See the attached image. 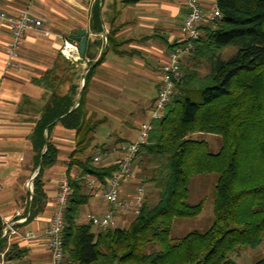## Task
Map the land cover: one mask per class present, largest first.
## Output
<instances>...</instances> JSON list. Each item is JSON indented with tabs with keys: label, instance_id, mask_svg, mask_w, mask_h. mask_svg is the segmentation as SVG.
<instances>
[{
	"label": "trees",
	"instance_id": "obj_1",
	"mask_svg": "<svg viewBox=\"0 0 264 264\" xmlns=\"http://www.w3.org/2000/svg\"><path fill=\"white\" fill-rule=\"evenodd\" d=\"M117 1L126 6L146 0ZM215 4L221 18L214 26L203 28L188 54L206 60L209 72L200 76L196 70H183L176 92L162 117L152 122L147 141L134 158V164L146 168L147 174L139 169L138 175L158 190V199L153 205L144 199L139 213L124 227L94 232L89 221L81 222L80 211L91 191L70 175L75 166L79 175L95 176L105 185L117 169L113 163L94 164L92 151L86 154L87 149L99 152L106 148L95 143L101 120L87 116L84 110L95 65L82 77L79 101L73 108L80 86L78 71L71 69L69 76L70 69L64 73L59 67L37 80L50 94L29 135L35 167L40 169L32 180L26 210L30 219L46 206L43 174L58 156L51 132L57 125L74 131L77 140L65 168L71 193L64 208L62 242L67 258L76 264H237L235 257L241 251L264 241V0H215ZM91 29L101 31L97 4ZM114 40L108 33V44ZM177 44L168 47L171 50ZM228 47H236V51L222 59L221 53ZM194 132L219 135V150L213 153L204 140L190 139L188 135ZM120 142L117 139L114 144ZM202 173L217 175L212 223L204 231L172 238L174 218L193 217L202 209V201H187L190 178ZM1 233L0 225V245ZM19 256L12 244L4 255L5 263ZM251 264H264V256Z\"/></svg>",
	"mask_w": 264,
	"mask_h": 264
},
{
	"label": "crops",
	"instance_id": "obj_2",
	"mask_svg": "<svg viewBox=\"0 0 264 264\" xmlns=\"http://www.w3.org/2000/svg\"><path fill=\"white\" fill-rule=\"evenodd\" d=\"M213 3L215 0H201L205 10ZM95 4L98 5L100 17L99 33L91 29ZM0 9L11 14L26 10L43 22L40 27L24 32L18 57L8 61L5 48L10 35L0 21V225L21 219L14 227L22 234L21 237L5 236L0 251L9 249L13 244L20 254L19 257L8 258L6 264H52L43 231L54 209L58 177L61 172H66L67 153L74 148L76 136L74 131L60 125L51 132L50 138L58 149V156L57 162L43 174L46 206L28 219L26 206L32 192L28 186L32 185L37 168L29 135L50 94V90L37 80L46 71L58 70L59 67L64 68V73L67 68L70 69L69 76L71 69L78 71L81 77L76 104L83 84L82 77L95 65L85 95L84 110L87 116L100 119L99 125L114 120L110 112L129 104L130 101L125 98L129 94L135 96L132 104L142 97L153 103L160 87V66L170 50L168 45L181 40L180 26L186 14V0H146L126 6H121L117 0H0ZM78 29L85 30L87 41L83 55L77 62H72L58 54L64 39ZM108 33L115 39L111 45L107 41ZM188 56H180V65ZM55 77L60 78L57 73ZM129 77H132L131 81ZM69 83L70 79L66 84ZM151 87L155 91H151ZM62 88L58 91H62ZM144 114V109L140 108L138 127L149 117ZM123 126H127V133L130 132L131 125ZM98 134L102 136V133L96 132L95 143H106ZM135 138L114 136L121 142H131ZM135 170L137 178L136 163ZM73 173H78L77 168L71 169L70 175ZM136 183L133 179L124 184L122 196L132 192ZM144 191L146 199L145 188ZM109 208L110 204L104 202L100 194L91 192L87 203L81 208L80 221H86L87 212L103 214ZM16 211L20 215H16ZM130 217L116 211L114 227H120L124 219ZM99 230V227L93 226L94 232Z\"/></svg>",
	"mask_w": 264,
	"mask_h": 264
},
{
	"label": "built area",
	"instance_id": "obj_3",
	"mask_svg": "<svg viewBox=\"0 0 264 264\" xmlns=\"http://www.w3.org/2000/svg\"><path fill=\"white\" fill-rule=\"evenodd\" d=\"M221 18V13L215 3L208 10L202 7L201 0H186V14L180 26L181 40L173 49L169 50L166 60L160 66V87L152 103L151 111L147 120L139 125V132L135 140L131 142H120L106 147L104 150L92 156L94 164H116L117 169L106 180L105 185L92 175H76L74 180H82L94 194H100L104 202L110 204V208L103 214L87 212L86 221L100 229L115 226L116 211L135 216L139 213L145 197L143 178H136L134 158L141 146L146 143L148 131L152 129V122L160 119L163 115L165 105L171 100L176 92V82L183 76L180 66V56L189 54L193 49V43L197 40L204 27L215 23ZM0 21L5 24L9 31L10 41L5 48L8 61L16 59L23 42L24 32L28 29L38 28L43 22L28 11H20L16 14L8 13L0 9ZM60 53L72 62L80 59L78 43L65 38L60 48ZM136 180L132 192L122 196V186L131 180ZM32 190V185L28 186ZM71 193L70 179L65 171L58 177L57 190L54 197V209L50 216L49 224L44 229L47 239V247L51 254L52 264H76L69 260L63 250L62 232L65 226L64 208L68 196ZM16 215H20L16 211ZM21 219L4 222L2 236H18L21 233L14 224ZM32 236V235H26ZM7 249L0 251V264H4V255ZM119 264V263H114Z\"/></svg>",
	"mask_w": 264,
	"mask_h": 264
},
{
	"label": "rangeland",
	"instance_id": "obj_4",
	"mask_svg": "<svg viewBox=\"0 0 264 264\" xmlns=\"http://www.w3.org/2000/svg\"><path fill=\"white\" fill-rule=\"evenodd\" d=\"M236 51V47H228L223 50L221 53L222 59H227L232 54H234ZM185 69H192L196 70L200 76H203L207 74L210 70L209 63L206 60H195L192 59L189 55L184 62H182L181 70ZM130 81L132 80V77H129ZM151 91H155L154 87H151ZM135 97L132 94H129L125 98H127L130 103L124 105V107H120V110H117L113 113L114 120H109L105 122L103 125H98L96 132L102 133L103 140H105L106 143L103 145H114V142H116L117 139H114V136H120L125 137L127 139H134L137 137V134L139 132V127L137 126V121L140 119L138 116L140 112V108L144 109V115L147 117L150 114L152 102L149 100H145L143 97L136 100L133 104L132 98ZM132 108V109H130ZM130 112L132 114H130ZM111 117V116H110ZM123 125H131L129 128L130 132L127 133V126ZM95 132V134H96ZM108 135L105 136L106 133ZM117 134V135H116ZM190 139L194 140H204L207 142L209 150L211 152H217L221 146V138L217 134L212 133H206V132H194L188 135ZM100 138H98L99 140ZM77 140V137H76ZM76 140L74 141V148L76 144ZM98 145V144H97ZM110 145V146H111ZM99 146V145H98ZM109 147V146H108ZM74 148L71 150V152L74 150ZM92 151L91 155H93L96 151L92 149H87L86 154H89ZM67 153V163L69 162V155ZM137 164L138 170L144 175L147 174L146 168H143L142 164ZM141 167H140V166ZM73 170H76V167L74 166L72 168ZM74 172V171H73ZM76 175H79L78 173H73V177ZM217 175L215 173H202L194 175L190 178L189 184H188V199L187 201L190 204H196L200 201L203 202V206L201 211L193 216V217H176L173 219L171 229H170V237L172 238H180L184 235H186L189 232L192 231H204L206 230L212 223L213 220V190L214 185L216 182ZM85 184V183H84ZM86 185V184H85ZM84 185V186H85ZM86 187V186H85ZM143 187L146 190V200L149 205H153L157 199H158V190L152 186L149 182H144ZM129 218L124 219L122 224L120 226L124 227L128 224ZM3 251V250H2ZM264 256V241L257 246L254 249H246L244 251H241L236 257V263L237 264H251L255 259ZM4 264L5 258H4Z\"/></svg>",
	"mask_w": 264,
	"mask_h": 264
},
{
	"label": "water",
	"instance_id": "obj_5",
	"mask_svg": "<svg viewBox=\"0 0 264 264\" xmlns=\"http://www.w3.org/2000/svg\"><path fill=\"white\" fill-rule=\"evenodd\" d=\"M69 38L73 41H76L78 43V50L80 55H83L84 50H85V46H86V41H87V34L85 33L84 29H78L75 33H71L69 34ZM79 98L77 99L76 104L78 103ZM76 104H74L72 106L75 107ZM71 108V109H72ZM40 166H37L36 171L32 177V179L36 176V174L39 172Z\"/></svg>",
	"mask_w": 264,
	"mask_h": 264
}]
</instances>
